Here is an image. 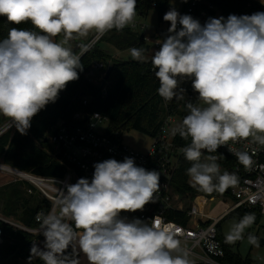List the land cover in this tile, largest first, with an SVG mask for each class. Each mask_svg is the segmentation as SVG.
Segmentation results:
<instances>
[{
	"label": "clouds",
	"instance_id": "9594fccd",
	"mask_svg": "<svg viewBox=\"0 0 264 264\" xmlns=\"http://www.w3.org/2000/svg\"><path fill=\"white\" fill-rule=\"evenodd\" d=\"M136 15L137 0H0V16L33 26L12 27L0 39V117L7 121L0 134L15 126L27 135L33 117L79 79L82 53L73 51L71 40L122 31L134 26ZM163 20L170 27L150 59L157 93L165 102L183 99L181 85L191 81L203 104L186 103L187 115L170 134L190 139L181 149L191 164L186 170L190 185L222 194L236 187L239 177L221 171L217 161L222 155H214L218 148L241 141L264 147V12L210 17L201 24L171 7ZM128 51L134 61L148 59L144 48ZM232 154L245 169L252 167L248 151ZM93 167L91 179L79 178L59 189L58 210L37 213L43 247L32 243L28 264L33 257L43 264H82V256L87 264H192L179 230L167 229L156 216L123 215L157 201L160 172L137 166L131 157ZM255 220L254 213L243 215L225 242L243 240ZM247 240L259 246L256 236L248 234Z\"/></svg>",
	"mask_w": 264,
	"mask_h": 264
},
{
	"label": "trees",
	"instance_id": "16d2710c",
	"mask_svg": "<svg viewBox=\"0 0 264 264\" xmlns=\"http://www.w3.org/2000/svg\"><path fill=\"white\" fill-rule=\"evenodd\" d=\"M169 0H139L137 2V15L146 17L151 11H156L158 23L162 24L164 14L167 12ZM215 6L220 16L227 18L230 14L251 15L255 12H264V5L252 0H208ZM155 5V6H154ZM12 27L32 29L31 22L15 25L7 21L6 17L0 16V39L8 35ZM106 42L118 51H127L132 47L144 48L147 52L148 44L144 41V35L124 29L110 31L100 42ZM99 44V43H98ZM95 45L86 55L81 57L83 71L79 72V79L69 82L64 90L59 93L55 103H49L33 117L31 128L27 135H21L17 130L12 139L11 134H6L0 139V163L9 165L21 171L32 172L43 177L63 178L66 169L55 162L48 151L44 140L47 138L51 127L60 118H71L77 112L91 114L98 112L109 119L110 131L129 132L136 131L152 137L157 134L167 116L178 117L179 121L187 115L186 103L199 104L197 93L193 91L191 81H185L181 85L185 89L183 99H173L165 102L157 93L159 82L154 75L150 61L143 63L137 61H122L113 59L110 55L101 51ZM82 47L76 46L74 52L80 53ZM95 62H100L113 71L105 84V95L102 84H94L86 78V74ZM88 100V105L83 101ZM5 118L0 119V123ZM190 142L182 139L179 135L175 137V143L184 147ZM207 155V154H206ZM214 155H222L218 159L222 172L230 173L237 164V160L222 153L218 148ZM191 166L184 156L176 171L172 187L176 193L188 198L195 199L197 196L206 198H230V190L224 193L213 192L211 194L198 191L189 183L186 170ZM239 177V176H238ZM240 182V178H239ZM27 187L20 183H7L0 186V215L4 218L19 222L28 228H37L36 214L43 210L49 211L50 203L40 199L36 193L29 194ZM246 213H254L258 224L261 216L257 211L236 210L229 214H235L239 219ZM227 216V217H228ZM168 219L185 224L186 214L181 212H169ZM219 239L225 249L224 264H253L250 259L242 260L233 254L226 246L220 229ZM43 235L33 236L21 230H17L0 220V264H10L11 259H28L30 249L34 241H38ZM33 264H43L38 260Z\"/></svg>",
	"mask_w": 264,
	"mask_h": 264
},
{
	"label": "built area",
	"instance_id": "2783aa9c",
	"mask_svg": "<svg viewBox=\"0 0 264 264\" xmlns=\"http://www.w3.org/2000/svg\"><path fill=\"white\" fill-rule=\"evenodd\" d=\"M183 4L186 14L198 19L201 24L210 17H221L213 3L208 0H187ZM136 28L137 24L134 21V26L125 29L136 32ZM144 28L145 26H141V29ZM108 33L100 37L94 35L89 43L81 46V57L86 55ZM159 36V31H156L154 37L158 38ZM144 41L148 43L149 38L144 36ZM156 46L160 47V44L156 42ZM107 69V65L95 62L86 74V78L94 84H102ZM103 94H106L105 87ZM83 104L88 105V100L83 101ZM6 122L4 120L0 126ZM179 122L178 117L167 116L157 134L150 137L152 143L148 150L137 151L124 144L121 139L122 132L110 131L107 117L98 112L91 114L77 112L69 119L60 118L57 120L46 138L47 143L45 144L48 146L46 152L55 162L66 169L63 178L43 177L3 163H0V174L12 183L25 185L29 194L34 192L40 199L50 203L49 211L40 210L38 212L47 214L58 210L56 201L60 194L59 189H64L69 183H76L79 178L91 179L95 163L106 159L123 161L125 157L134 158L137 166L160 172V189L155 194L157 199L155 203L147 204L143 211L137 210L135 213H123V215H127L130 219L135 217L142 220H150L156 216L162 220L167 229L179 230L178 238L187 251L192 264H224L226 253L218 232L223 218L239 209L257 211L261 218H264V147L247 141L235 144L229 142L228 146L219 147L222 153L236 160L237 158L232 152L248 151L253 156L254 163L250 169H245L237 161L232 172L239 176L240 182L236 187L231 188L229 199L215 198L224 205L225 211L220 217L213 218L206 212L205 203L214 198L197 196L190 200L176 193L172 187L174 175L183 156L181 151L183 147L175 143L176 136H172L170 131ZM15 131V126H12L8 132L0 134V139L6 134H11L12 139ZM173 211L186 214L187 223L182 224L169 220L168 213ZM0 220L33 236L41 235L36 217L37 228H28L1 215ZM33 243H37V241Z\"/></svg>",
	"mask_w": 264,
	"mask_h": 264
},
{
	"label": "rangeland",
	"instance_id": "374dc122",
	"mask_svg": "<svg viewBox=\"0 0 264 264\" xmlns=\"http://www.w3.org/2000/svg\"><path fill=\"white\" fill-rule=\"evenodd\" d=\"M255 2L254 0H252ZM175 7L180 14H186V9L183 4V0H169L167 4V11L171 8ZM135 23L137 24V28L135 29L136 33L143 34L145 37L149 38L148 46L150 50L145 53V56L148 58L146 61H150L152 51L159 50V47L156 46V42L160 43L161 40L167 33V29L170 27V22H165L162 24L158 23V16L156 11H151L148 16L146 17H135ZM141 26H145L144 29H141ZM159 31L160 36L155 38V32ZM95 34L90 33L86 37H75L73 40L70 41V45L73 50L76 46H85L90 40L94 37ZM57 40L62 39L61 36L56 38ZM98 47L101 51L105 52L106 54L110 55L113 59H118L122 61H132V58L129 54V51H118L116 48L111 46L110 44L102 41L99 42ZM203 106L202 102L200 103ZM3 117H0V119ZM5 120V119H4ZM122 141L124 144L129 146L131 149L137 151H146L150 147L152 141L149 136L136 132V131H129L123 132L121 136ZM8 183V179L3 178L0 174V186L3 184ZM209 199V198H208ZM205 210L209 215L213 218L220 217L223 212L225 211L224 205L220 204L219 199H212L205 203ZM211 213V214H210ZM214 215V216H213ZM216 216V217H215ZM239 218L233 214L231 216H226L223 218L219 229L221 232V236L225 242V235L230 230L231 226L238 222ZM248 234H252L256 236L259 240V246L251 245L248 240ZM264 240V218H261L259 223L253 224L250 228L245 230L244 239L241 241L236 242L235 244L226 243L228 249L235 255L239 256L242 260H246L247 258L250 259L253 264H264V245L260 244V240ZM39 241V240H38ZM44 239H41L39 245L43 247ZM38 258L33 257L31 264L35 263ZM82 264H87L86 259L82 256L81 257ZM10 264H28V259H11Z\"/></svg>",
	"mask_w": 264,
	"mask_h": 264
},
{
	"label": "water",
	"instance_id": "95a60500",
	"mask_svg": "<svg viewBox=\"0 0 264 264\" xmlns=\"http://www.w3.org/2000/svg\"><path fill=\"white\" fill-rule=\"evenodd\" d=\"M148 49H149V48H148ZM112 71H113L112 67H108L107 72H106L105 79H104V81L102 82V88H104L105 84H106L107 81L109 80ZM44 143H47V139L44 140ZM260 244H261V245H264V240H263V239L260 240Z\"/></svg>",
	"mask_w": 264,
	"mask_h": 264
},
{
	"label": "crops",
	"instance_id": "0c3cea01",
	"mask_svg": "<svg viewBox=\"0 0 264 264\" xmlns=\"http://www.w3.org/2000/svg\"><path fill=\"white\" fill-rule=\"evenodd\" d=\"M256 3H258V4H261V5H264V0H254ZM148 16V15H147ZM149 48V49H148ZM148 48H147V51H149L150 50V47L148 46ZM3 177V176H2ZM3 178H5V177H3ZM8 183H12L11 181H8ZM7 184V183H6ZM41 239H44V237L42 236V238ZM40 239V240H41ZM39 240V241H40ZM39 241H37V243H40Z\"/></svg>",
	"mask_w": 264,
	"mask_h": 264
},
{
	"label": "bare ground",
	"instance_id": "6f19581e",
	"mask_svg": "<svg viewBox=\"0 0 264 264\" xmlns=\"http://www.w3.org/2000/svg\"><path fill=\"white\" fill-rule=\"evenodd\" d=\"M221 204V203H220ZM211 214V213H210ZM214 216V215H213ZM216 217V216H215Z\"/></svg>",
	"mask_w": 264,
	"mask_h": 264
}]
</instances>
